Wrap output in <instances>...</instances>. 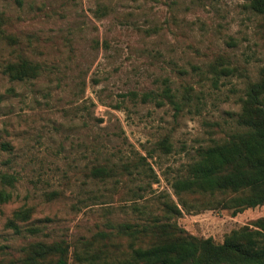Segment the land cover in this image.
I'll list each match as a JSON object with an SVG mask.
<instances>
[{
	"label": "rangeland",
	"instance_id": "rangeland-1",
	"mask_svg": "<svg viewBox=\"0 0 264 264\" xmlns=\"http://www.w3.org/2000/svg\"><path fill=\"white\" fill-rule=\"evenodd\" d=\"M248 1L0 0V29L11 37L0 39V184L12 194L0 204V259L22 257L30 242L64 241L67 264L87 263L77 255L129 262L140 243L116 225L164 219L163 201H178L172 179L199 146L233 131L246 81L264 65V26ZM20 56L40 64L37 78L2 73ZM220 56L235 73L220 65L215 73ZM138 159L140 168H122ZM96 164L116 174L94 178ZM5 174L15 176L12 187ZM20 207L32 214L17 233L5 223ZM263 215L264 205L237 213L214 206L171 220L221 243Z\"/></svg>",
	"mask_w": 264,
	"mask_h": 264
},
{
	"label": "trees",
	"instance_id": "trees-1",
	"mask_svg": "<svg viewBox=\"0 0 264 264\" xmlns=\"http://www.w3.org/2000/svg\"><path fill=\"white\" fill-rule=\"evenodd\" d=\"M247 7L261 16L264 26V0H249ZM3 21L5 16L0 14V25ZM3 35L0 29V39ZM216 59L211 63L215 73L222 71L228 76L237 70L228 64L222 66L225 59L221 56ZM218 65L222 67L217 71ZM1 71L10 80L24 81L37 78L41 66L20 56L4 63ZM162 92L176 103L168 84ZM150 96V93L144 94L142 101ZM160 145L165 150L170 149L166 139ZM140 158L143 159V156ZM139 159L123 164L122 168L127 171L131 166L140 168L142 162ZM90 174L94 178H106L115 175L116 171L108 165L96 164ZM2 180L12 187L16 178L5 174ZM171 186L178 201H163L164 219L152 217L140 224L126 221L116 225L121 234L142 243L132 247L129 262L122 264H264V215L251 224L233 229L221 243L214 242L211 237L193 236L171 220V215L179 216L183 209L215 206L233 209V213H237L245 208L264 205V65L258 69L254 79L246 81L233 131L224 138L212 139L210 144L199 146L185 172L174 177ZM139 189L145 190L142 186ZM11 197V192L0 184V204L8 202ZM190 197L193 200H188ZM31 214L30 207H20L5 225L19 233V222L29 220ZM25 228L31 233L39 230L35 226ZM3 248L0 246V254L4 252ZM22 251V257L7 261L0 259V264H39L48 256H58L56 264H67L69 247L64 241H35ZM77 258L86 264H93L94 261L92 255H77Z\"/></svg>",
	"mask_w": 264,
	"mask_h": 264
}]
</instances>
